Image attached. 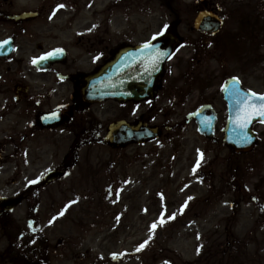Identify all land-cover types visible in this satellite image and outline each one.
Wrapping results in <instances>:
<instances>
[{
  "label": "rangeland",
  "instance_id": "374dc122",
  "mask_svg": "<svg viewBox=\"0 0 264 264\" xmlns=\"http://www.w3.org/2000/svg\"><path fill=\"white\" fill-rule=\"evenodd\" d=\"M8 1L13 2L16 12L43 11L40 19L30 21L25 33L16 38L20 51L15 59L22 61L24 79L32 87L39 83V75L33 72L30 60L42 54L39 47L47 52L64 46L71 58H78L80 51L70 47L73 32L96 21L101 30H135L141 43L170 28L182 40L180 50L165 66L163 91L149 106L137 109L138 114L145 113V119L151 111L152 126L168 123L173 132H163L157 141L143 146L123 149L118 168L107 164L117 152L91 149V173L119 174V182L113 183L118 187L116 192L108 190L109 178L87 184L80 180L76 177L80 166L72 169L70 176L45 187L39 196L38 221L52 247L43 264H113L111 254L125 256L119 264H220L219 257L208 260L205 252L212 250L213 243L224 244L227 239L235 241L247 255L240 258L241 264H264V124L252 127L258 137L255 148L234 155L220 143L209 144L193 124L184 123L188 113L212 103L218 112L216 136L220 140L226 119L222 85L236 78L245 90L264 93V0H206L210 7L218 3L224 17L221 33L212 39H200L190 30L199 0H120L116 5L99 0L92 15L91 10L83 9L89 0H81L74 17L72 8L60 10L49 0ZM80 12L87 15L79 17ZM23 46L28 50L21 51ZM90 67V62H78L83 71ZM0 74H4L2 65ZM169 89L172 92L167 95ZM103 108V121L119 115L120 108L114 103ZM130 109L123 107L124 117ZM10 115L9 119L15 120ZM10 130L16 131L11 143L17 148L7 147L8 199L29 180L59 168L67 148L61 143L41 162H35L37 156L23 161L20 128L7 123ZM53 153L58 156L53 157ZM5 168L0 167V172ZM18 174L25 177L12 184L10 180ZM5 183L0 177V195ZM24 207L10 215L23 221ZM59 239L67 241L65 249L52 253ZM222 263L231 261L224 259Z\"/></svg>",
  "mask_w": 264,
  "mask_h": 264
},
{
  "label": "flooded vegetation",
  "instance_id": "af4514ba",
  "mask_svg": "<svg viewBox=\"0 0 264 264\" xmlns=\"http://www.w3.org/2000/svg\"><path fill=\"white\" fill-rule=\"evenodd\" d=\"M55 1L71 6L80 5L81 2V0ZM97 1L99 0H89L87 9L94 7ZM116 1L108 0V3L113 4ZM203 8L211 9L205 0L203 1ZM21 13L23 12H16L13 8V2L0 0V35L4 41H7V33L15 39V31L25 30L29 20L18 23L7 20L8 17ZM100 27L101 24H95L93 28L86 31V36L76 35L77 40L73 41V44L80 51L78 58H72L69 62L63 59L61 63L50 66L47 71H37L39 83L35 87H29L23 81L24 74L18 66L11 64L7 68V58L2 63L4 74L0 77V158L3 159L6 167L7 145L11 143H7L8 123L16 129L20 128L19 137L24 143V150L29 159L37 156L35 158L37 162L49 157L51 149L58 148L61 143H67L68 152L63 157L62 170L66 171L65 162L69 163L70 169L84 163V173H79L76 177L90 181L93 176L96 177L88 169L91 149L97 146L107 147L102 139L109 125L123 120L135 124L144 118L138 114L137 105H127L126 108L131 109L125 112V117L121 112L123 106L118 105L120 108L119 115H115L112 121H103L106 115V109L103 108L105 104L97 108V106L84 102L81 98L80 90L84 87V78L87 74L95 72L119 49L127 45H139L135 30L114 33L109 27L102 30ZM23 50L26 51L27 48L23 47ZM39 50L43 51L41 47ZM80 61L82 63L92 61L91 65L94 67L84 72L78 68ZM161 84L162 82L159 81L158 93L163 91V84ZM169 92L172 90L169 89L168 94H170ZM11 113L15 117L13 121L9 119ZM54 119L57 121L55 124ZM149 121L151 120L147 118L148 123H150ZM163 129L165 131L170 130V132L172 130L167 125H164ZM8 139L11 140L10 137ZM32 148L37 149L34 152ZM116 151L119 152V150ZM119 162L120 159H114L116 165ZM114 176L115 181H118V174ZM42 190V183L37 182L35 187L24 191L22 197H24V201L30 198L36 200L35 198H38L39 192ZM16 199L19 200L20 204L23 202L21 197H16ZM5 200V207H7V178ZM36 203L38 205L39 200ZM37 205L33 209L34 213H37ZM2 218L3 221H0V264H11L15 243L12 242L11 238H7V211L2 215ZM45 249L42 240L36 249L32 250L22 244L23 254L25 256L29 254L22 260L26 264L41 263L47 258V255L44 254ZM58 249H65V243L60 244L56 250Z\"/></svg>",
  "mask_w": 264,
  "mask_h": 264
},
{
  "label": "water",
  "instance_id": "95a60500",
  "mask_svg": "<svg viewBox=\"0 0 264 264\" xmlns=\"http://www.w3.org/2000/svg\"><path fill=\"white\" fill-rule=\"evenodd\" d=\"M194 27L203 34L213 36L220 30L221 21L209 13H200L195 19ZM146 45L148 47L144 45L128 52L127 49L120 51L113 61L89 77L87 88L83 92L84 98L90 101L113 99L119 102H139L146 97L152 98L157 78L162 75L165 62L173 55L177 40L170 33H165ZM159 53L165 55L157 59ZM235 90H239V97L234 95ZM223 94L228 105L224 143L234 151L247 150L255 143L250 131L251 124L255 121H264V117L252 116L249 123L241 129L238 126L243 115V104L240 101L249 94L241 91L239 85L232 80L226 85ZM205 114L206 107H203L188 117V120L194 118L199 124V131L211 137L215 118L214 116L207 118ZM126 129L121 123L113 125L110 127L108 138L116 145H127L130 142L142 143L156 136L155 131L147 130L144 126H140L139 130L135 129L134 132H124ZM54 176L51 175V178Z\"/></svg>",
  "mask_w": 264,
  "mask_h": 264
},
{
  "label": "snow or ice",
  "instance_id": "6c2138e0",
  "mask_svg": "<svg viewBox=\"0 0 264 264\" xmlns=\"http://www.w3.org/2000/svg\"><path fill=\"white\" fill-rule=\"evenodd\" d=\"M161 35H163V32H161ZM153 39H155V37ZM8 43H9L8 41H4L0 43V49H3L4 46L7 45ZM145 47H148V45H145ZM57 52H59V50H57ZM53 55H55V53H49L47 54V56L40 57L39 59L46 60L49 57H52ZM163 55L165 54L159 53L157 59H159ZM37 62L38 61L36 60L33 61L34 64ZM234 95L239 97L240 96L239 90H235ZM240 102H242L243 104V115L241 117L242 122L238 125L241 129H243L249 123L252 116L258 115L264 117V96H257L255 93H250L248 96L242 97ZM197 166H199V162ZM152 227L153 229H155L156 225H153ZM141 247H143V245Z\"/></svg>",
  "mask_w": 264,
  "mask_h": 264
}]
</instances>
